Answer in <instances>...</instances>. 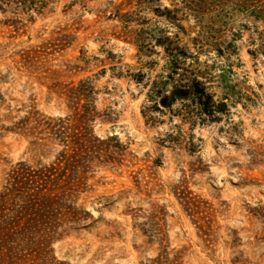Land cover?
Masks as SVG:
<instances>
[{"label": "rangeland", "instance_id": "1", "mask_svg": "<svg viewBox=\"0 0 264 264\" xmlns=\"http://www.w3.org/2000/svg\"><path fill=\"white\" fill-rule=\"evenodd\" d=\"M222 8L0 0V187L77 131L117 136L118 162L87 174L77 206L91 216L56 241L54 264H264V54L249 53L264 27L230 11V52L206 27ZM171 85L186 94L164 104Z\"/></svg>", "mask_w": 264, "mask_h": 264}, {"label": "trees", "instance_id": "2", "mask_svg": "<svg viewBox=\"0 0 264 264\" xmlns=\"http://www.w3.org/2000/svg\"><path fill=\"white\" fill-rule=\"evenodd\" d=\"M217 1L223 4L222 23L217 25L216 21V25L206 27L223 40L225 49L236 52L238 33L232 32L224 16L237 11L264 27V0ZM263 37L261 32L252 40L257 46L249 50L250 54H264ZM168 92L162 98L164 104L168 99L182 98L186 94L185 89L177 85H171ZM80 114L75 112L78 124L82 123ZM58 120L63 121L60 117ZM68 136L61 135L59 143L68 144L65 141ZM116 137L101 139L77 131L70 135L69 149L59 151L51 163L35 165L18 161L10 168L0 187V264L59 263L53 245L68 228L91 216L90 211L77 206V199L87 190L90 178L87 174L93 167L118 162L115 155L106 153L108 143Z\"/></svg>", "mask_w": 264, "mask_h": 264}]
</instances>
